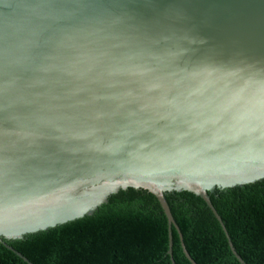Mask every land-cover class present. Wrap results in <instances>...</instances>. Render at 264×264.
Instances as JSON below:
<instances>
[{
  "label": "water",
  "instance_id": "obj_1",
  "mask_svg": "<svg viewBox=\"0 0 264 264\" xmlns=\"http://www.w3.org/2000/svg\"><path fill=\"white\" fill-rule=\"evenodd\" d=\"M264 179V0H0V243L146 190Z\"/></svg>",
  "mask_w": 264,
  "mask_h": 264
},
{
  "label": "trees",
  "instance_id": "obj_2",
  "mask_svg": "<svg viewBox=\"0 0 264 264\" xmlns=\"http://www.w3.org/2000/svg\"><path fill=\"white\" fill-rule=\"evenodd\" d=\"M211 198L245 262L264 264V179L217 189ZM167 199L198 264H242L202 198L175 192ZM172 232L176 264H192L180 233L175 227ZM8 243L34 264H174L168 219L159 200L134 188L112 195L92 216ZM0 264L28 263L0 243Z\"/></svg>",
  "mask_w": 264,
  "mask_h": 264
}]
</instances>
